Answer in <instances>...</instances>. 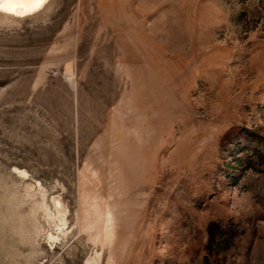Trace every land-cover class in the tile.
<instances>
[{"label":"rangeland","instance_id":"1","mask_svg":"<svg viewBox=\"0 0 264 264\" xmlns=\"http://www.w3.org/2000/svg\"><path fill=\"white\" fill-rule=\"evenodd\" d=\"M0 264H264V0L0 11Z\"/></svg>","mask_w":264,"mask_h":264},{"label":"bare ground","instance_id":"2","mask_svg":"<svg viewBox=\"0 0 264 264\" xmlns=\"http://www.w3.org/2000/svg\"><path fill=\"white\" fill-rule=\"evenodd\" d=\"M47 1L48 0H0V11L24 16L38 11Z\"/></svg>","mask_w":264,"mask_h":264}]
</instances>
